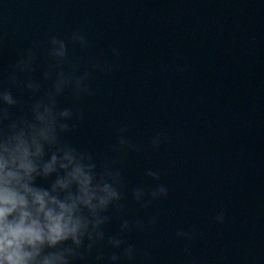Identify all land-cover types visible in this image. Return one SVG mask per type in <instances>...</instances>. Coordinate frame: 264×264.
I'll use <instances>...</instances> for the list:
<instances>
[{
    "label": "water",
    "instance_id": "1",
    "mask_svg": "<svg viewBox=\"0 0 264 264\" xmlns=\"http://www.w3.org/2000/svg\"><path fill=\"white\" fill-rule=\"evenodd\" d=\"M77 29L91 47L69 43L70 55L85 68L95 61L118 68L93 73L96 95L79 102L85 120L67 139L99 160L115 155L111 146L127 125L143 147L120 165L127 216L160 217L157 228L126 235L151 254L134 264H189L178 228L201 233L190 246L204 264H264V0H0V86H8L21 51ZM15 94L30 100L26 90ZM71 103L70 95L61 98ZM158 131L170 141L153 151ZM149 168L169 197L143 209L131 190L153 183ZM221 206L222 225L214 220ZM106 230L119 232V220Z\"/></svg>",
    "mask_w": 264,
    "mask_h": 264
},
{
    "label": "clouds",
    "instance_id": "2",
    "mask_svg": "<svg viewBox=\"0 0 264 264\" xmlns=\"http://www.w3.org/2000/svg\"><path fill=\"white\" fill-rule=\"evenodd\" d=\"M69 43L82 52L91 47L82 29L67 38L50 35L43 45L34 43L19 53L8 72V86H0V264H134L138 255L151 259L126 235L157 228L160 217L128 218L120 166L130 153L143 151L142 145L133 143L127 125L111 146L115 155L99 160L93 151L67 139L85 120L79 102L96 95L93 73L111 74L118 64L95 61L85 68L82 58L70 55ZM41 47L46 49L45 67L37 77ZM111 53L120 59L118 48ZM16 90H26L30 100H22ZM66 95L72 97L70 106L61 104ZM169 141L166 131H158L151 148L158 151ZM145 175L153 183L133 188L131 195L148 209L169 197V187L158 171L149 168ZM113 219L119 220V232L109 234L106 229ZM214 220L225 223L223 206ZM175 235L189 242L184 248L189 264H204L192 258L190 246L201 233L178 228Z\"/></svg>",
    "mask_w": 264,
    "mask_h": 264
}]
</instances>
